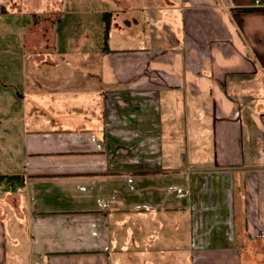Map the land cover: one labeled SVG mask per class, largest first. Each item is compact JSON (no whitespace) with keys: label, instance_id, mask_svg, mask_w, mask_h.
<instances>
[{"label":"crops","instance_id":"0c3cea01","mask_svg":"<svg viewBox=\"0 0 264 264\" xmlns=\"http://www.w3.org/2000/svg\"><path fill=\"white\" fill-rule=\"evenodd\" d=\"M139 1L164 43H98L99 94L0 156V264H264V0Z\"/></svg>","mask_w":264,"mask_h":264},{"label":"rangeland","instance_id":"374dc122","mask_svg":"<svg viewBox=\"0 0 264 264\" xmlns=\"http://www.w3.org/2000/svg\"><path fill=\"white\" fill-rule=\"evenodd\" d=\"M139 2L167 6L165 0ZM122 7L128 8L123 0H0L1 157L13 156L19 162L26 130L37 128V121L49 116L70 117L73 106L81 107L87 95L99 94L100 69L90 65V53L103 43V12L114 13L110 47L155 46V35L164 43L166 12H144L152 20L138 26L123 22L136 14L119 12ZM4 190L15 189L7 182ZM15 203L12 198L11 204ZM0 208L10 235L18 220L9 205L0 203ZM8 252L12 260L10 241ZM25 259L22 253L20 264H31Z\"/></svg>","mask_w":264,"mask_h":264},{"label":"trees","instance_id":"16d2710c","mask_svg":"<svg viewBox=\"0 0 264 264\" xmlns=\"http://www.w3.org/2000/svg\"><path fill=\"white\" fill-rule=\"evenodd\" d=\"M114 13L111 11H105L102 13V22H103V43L101 46V52H112L111 47L109 46L112 23H113ZM16 182L19 188L24 186V177L21 175H0V185L4 181Z\"/></svg>","mask_w":264,"mask_h":264}]
</instances>
